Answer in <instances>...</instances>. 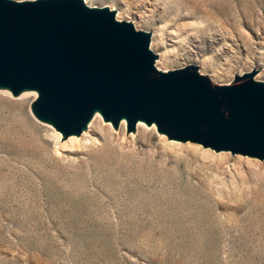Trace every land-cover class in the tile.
<instances>
[{"label": "rangeland", "instance_id": "1", "mask_svg": "<svg viewBox=\"0 0 264 264\" xmlns=\"http://www.w3.org/2000/svg\"><path fill=\"white\" fill-rule=\"evenodd\" d=\"M85 2L150 33L160 71L264 82V0ZM37 98L0 90V264H264V158L126 118L66 136Z\"/></svg>", "mask_w": 264, "mask_h": 264}, {"label": "water", "instance_id": "2", "mask_svg": "<svg viewBox=\"0 0 264 264\" xmlns=\"http://www.w3.org/2000/svg\"><path fill=\"white\" fill-rule=\"evenodd\" d=\"M150 33L85 0H0V85L39 89L36 113L68 136L99 107L115 124L156 122L170 138L264 158V82L230 85L196 65L155 66Z\"/></svg>", "mask_w": 264, "mask_h": 264}, {"label": "bare ground", "instance_id": "3", "mask_svg": "<svg viewBox=\"0 0 264 264\" xmlns=\"http://www.w3.org/2000/svg\"><path fill=\"white\" fill-rule=\"evenodd\" d=\"M8 89H10V87L0 85V90L3 91V90H8ZM29 94H34L35 96L38 95V97H39L40 91H39V89H36V88H27V87H25V88H22L18 92L17 95L25 96V95H29ZM37 99H36V101H37ZM36 101H34L33 104H31V112L35 115V118L38 119L39 121L43 122V123H47V124L55 127L57 129L56 123L53 122L52 119L47 118V117H41V116H39L36 113V110H35V103H36ZM101 116H104L103 113H102V110L99 107L94 108L92 110V114L89 117V119L86 122H84V123L81 124V128H82L81 129V133H77L75 131V129H72V132L68 136H73V135H75V136H80L81 135L82 136L83 135V138L82 139L87 138L88 137L87 135H89V133H90V128L92 129V131H93V128L94 127L99 128ZM123 118H126V117H122V119ZM144 121L145 120H143V119H138L137 124L135 125L136 126V129H137V126H138L141 131H144V129H145L144 128V123H143ZM151 124L156 125V127H158L156 122H152ZM104 138L106 139V137H104ZM66 143L68 145L69 144H76L77 145V144H79V140H78V138L73 137V138L69 139Z\"/></svg>", "mask_w": 264, "mask_h": 264}]
</instances>
